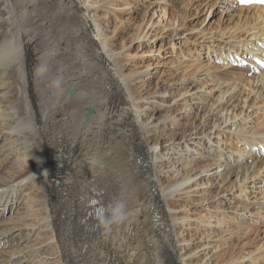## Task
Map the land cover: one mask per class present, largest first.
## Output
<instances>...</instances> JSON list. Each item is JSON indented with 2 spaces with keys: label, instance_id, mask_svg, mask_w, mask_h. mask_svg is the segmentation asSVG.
Masks as SVG:
<instances>
[{
  "label": "bare ground",
  "instance_id": "obj_1",
  "mask_svg": "<svg viewBox=\"0 0 264 264\" xmlns=\"http://www.w3.org/2000/svg\"><path fill=\"white\" fill-rule=\"evenodd\" d=\"M88 2L0 0V171L10 166L0 177V264H193L182 257L180 244L187 240H178L176 230L181 220L192 227V218L173 214L170 202L178 195H190L209 176L215 182L222 177L217 185L221 189L217 195L222 194L217 211L194 219L202 226L211 223L204 232L210 239L216 237L220 248L224 237L220 234L229 231L224 232L225 227L234 229L231 234L236 233V224L244 227L237 217L257 219L262 214V208L249 214V206L264 199V179L260 184L254 180L263 174L264 160L251 150L247 154L236 150L233 162L237 165L228 161L232 154L225 162L220 160L218 149L229 142L230 135L224 131L229 130L227 119L222 123L226 127L219 125L208 134L207 142L213 143L208 157L194 150L192 138L184 142L183 138L153 139L152 128L158 131V125L141 121L136 91L126 84L114 48L89 15ZM240 12H246L251 24L261 22L255 36L263 38L264 6L242 7ZM255 39L246 47L254 52L262 42L264 52V42ZM82 51L85 56L79 54ZM261 52L249 60L255 67L258 64L259 71L264 65ZM226 54L230 58L231 53ZM225 70L219 79L230 81V89L236 90L245 81L261 82L259 103L253 106H264V70L246 79L241 69ZM55 79L61 81L59 88L53 84ZM229 91L218 96L220 100ZM171 123L175 126L177 120ZM240 136L254 150L264 149V127L255 126ZM233 138L239 145L240 139ZM191 150L212 160L208 167L224 168L225 174L214 171L185 187L197 176L192 173ZM220 154L224 156L222 150ZM223 183L231 184V189L226 190ZM26 185L40 199L28 197L31 193L27 192L24 199L15 200ZM118 205L123 206L124 219L107 230L105 221ZM8 213L10 217L2 220ZM23 217L26 220L21 221ZM47 242L52 245L45 247ZM151 244L154 256H149ZM259 256L250 263L260 264ZM242 260L237 258L232 264H242Z\"/></svg>",
  "mask_w": 264,
  "mask_h": 264
},
{
  "label": "rangeland",
  "instance_id": "obj_2",
  "mask_svg": "<svg viewBox=\"0 0 264 264\" xmlns=\"http://www.w3.org/2000/svg\"><path fill=\"white\" fill-rule=\"evenodd\" d=\"M88 1L90 5L88 3L87 5L91 19H96L101 25L102 33L115 50L114 58L119 61L122 74L127 78L126 84H129L130 88H134L136 91L134 97L139 99L138 112L141 116V121L148 120V123L153 122L152 126L158 125V131L152 128V131H154L153 133L151 132L153 139L160 138L161 141L171 142L172 139L183 138L184 142L187 138H192L194 142H199L202 137L204 138V141L200 142L202 145L195 142L194 150L199 149L200 152L205 153L207 156L208 149L213 144L207 142L209 139L208 134L215 131L219 125L223 126L221 129L226 127V124L223 125L222 123L227 119L229 130L225 129L224 131L231 137H238L240 143L238 145L239 141L234 142L235 138L232 141L229 136L227 140L229 142L227 144L224 142L221 149H218L220 160L225 162V158L232 154L233 157L228 161L231 160V164L237 165L238 163L233 162L234 158L238 156L236 150L246 154L248 152L251 153V151H253L252 154L257 152L255 157L259 156L258 158L264 160V149L259 146L260 148L256 147L254 150L252 148L253 145H245V141L240 136L248 134V131L254 129L255 126L264 127V106L260 104L253 106L255 103H259L257 93L261 91L262 83L257 82L256 79L253 80L252 84H248L245 81L239 83L235 90L234 88L230 89V81L219 79L224 77L222 73L226 72L225 69H231L232 71L233 69L234 71L241 69L239 72L243 73L242 79L253 76L258 77L260 76L259 74H262L264 65L260 67L262 71H259L258 64L255 67L249 62L251 57L257 54V51L259 53L261 50L260 54H264L263 49H261V41L264 42V37L258 38L261 35L255 36L257 27H261V22L259 24L258 22L251 24V20L246 21V12L242 14L240 8H249V6L255 5L264 6L263 4L242 6L236 0H229L230 3L227 0ZM230 4L233 5V8L229 7ZM262 24H264V21H262ZM235 27H242L244 30L241 28L242 30L238 31ZM232 31H235V33ZM227 34H229V37ZM254 39L255 42L260 41L261 44L259 43V50L250 52L249 47L246 46ZM224 53H228L226 54L228 56L231 53L230 58H227ZM79 54L85 56L86 51H82ZM243 58L245 62L242 60ZM217 67L222 70H217ZM223 81L226 83H223ZM228 90L230 91L226 95L227 97L225 96L224 104V100H220L221 98L218 96ZM222 105L225 108L220 107ZM149 106L152 110L147 108ZM251 106L253 107L251 108ZM218 107L223 108L222 112H220ZM176 120L177 125H172L171 122ZM242 120L244 121L242 122ZM215 122L217 124L216 128L215 126L212 128ZM244 123H246V130L241 131ZM206 125H208L209 129H206ZM162 133L163 135L161 136ZM158 150L161 151V148L159 147ZM221 150L223 157L220 156ZM190 153L193 154L191 158H194L192 173H196L197 176L193 177L185 187L194 180L200 179L202 175L211 174L214 171H217L218 175L221 172L223 175L225 174L223 172L224 168L212 165V160H204V156L196 151L191 150ZM1 157L0 155V160L2 159ZM163 157L167 158V156ZM178 157L182 158L181 156ZM255 157L249 161L245 158L243 162L241 160V163L245 164L247 161V163L251 164ZM182 160L184 161L183 158ZM209 162L212 163V167H208ZM9 167L0 171V177L5 175V171L9 170ZM206 169L210 172L206 171L203 173ZM262 173L254 179L256 184H260L261 180L264 179V171ZM171 177H165L164 180L166 181ZM220 179L222 177H219L218 182ZM230 179L231 177L228 181ZM234 180L235 178L233 177L231 181ZM215 181L212 176H209L206 179V183L199 187H194L190 191V195H178L174 201L170 202L171 207L174 209L173 214L179 217L190 215L192 218L189 222L193 223L192 227L187 224L186 220H181L176 229L178 240H187V242L180 244L182 257L184 256L183 258L193 264H232L237 258L243 259L242 264H251V258L260 255L259 258L262 261L260 264H264V199L257 201L254 207L249 206V214L255 212L258 208H262L260 210L262 214L257 219H255L256 217H249V215L244 220L236 218L239 223L244 225L241 228L237 227L239 224H236V233H230L234 230L232 227L227 226L224 228V225L222 226L224 228L223 231H227L228 228L229 231L220 234L224 236L223 241L220 243V248H217L218 244L214 241L216 237L210 239L208 238V233L205 234L204 232L211 226V223L206 226H202L198 220L194 223V219L210 212L213 213L217 211L215 208L220 206L218 203L222 194L217 195L221 189L218 187L219 183ZM212 183H215L214 186H218L212 187ZM226 184L223 183L222 186L228 189L231 184ZM27 192L31 193L28 197L36 200L40 199L26 185L19 190L15 200L24 199V195ZM21 196L23 197L21 198ZM191 197L193 198L192 202L189 201ZM248 203H251V201ZM0 207H2V203H0ZM9 217L10 213L3 217L2 220ZM224 218L228 220V218L223 216L222 219L224 220ZM23 220H26V217L21 219V221ZM51 245L52 243L47 242L44 246L49 247ZM152 246L151 244L149 256L156 255ZM182 248L183 251H181Z\"/></svg>",
  "mask_w": 264,
  "mask_h": 264
},
{
  "label": "clouds",
  "instance_id": "obj_3",
  "mask_svg": "<svg viewBox=\"0 0 264 264\" xmlns=\"http://www.w3.org/2000/svg\"><path fill=\"white\" fill-rule=\"evenodd\" d=\"M61 81L59 79H55L53 81V84L55 87L59 88L60 87ZM124 219V212H123V206L118 205L116 209L113 212V215L110 220L105 221V228L107 230H111V225L112 224H119L121 220Z\"/></svg>",
  "mask_w": 264,
  "mask_h": 264
}]
</instances>
